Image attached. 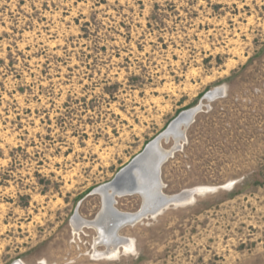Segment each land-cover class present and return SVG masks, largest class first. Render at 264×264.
<instances>
[{"label":"rangeland","instance_id":"374dc122","mask_svg":"<svg viewBox=\"0 0 264 264\" xmlns=\"http://www.w3.org/2000/svg\"><path fill=\"white\" fill-rule=\"evenodd\" d=\"M201 105L163 193L234 187L125 227L115 258L78 232L96 189ZM18 262L264 264V0H0V264Z\"/></svg>","mask_w":264,"mask_h":264},{"label":"bare ground","instance_id":"6f19581e","mask_svg":"<svg viewBox=\"0 0 264 264\" xmlns=\"http://www.w3.org/2000/svg\"><path fill=\"white\" fill-rule=\"evenodd\" d=\"M225 92H226L225 88H218L217 90L210 92L208 95L209 96L221 95L224 94ZM195 111L196 108L191 111L182 113V115L177 120V122H179L178 125L174 130L170 132V135L166 138L167 142L172 137L173 139H175V142L178 144L185 142L186 136H185V131L183 129L185 128L187 129V126L184 127L183 125L185 122L192 119V116L194 115ZM156 150L157 152L154 153L153 156L149 157V160L147 161V164L145 166L143 165L137 166L134 169V178L128 179L126 181V183H128V185L130 186L134 184L137 185L138 190L142 196L140 197L143 199L142 210L140 209L141 211L139 210L136 213H123L120 212L118 209H116L115 205L111 206L110 199L113 198L116 193L119 194V191L121 189L120 186H116L113 187L112 190H109L108 192H104L102 194V198H103V207L101 210L102 212L99 213L100 215L96 220L94 219L95 221L94 220L87 221L81 217L73 218L72 224L78 227V232H80L84 228H95L99 234V243H103L106 246L108 245V247L115 249L113 250V252L110 253V256L114 258L118 255L119 248L121 246H125V252L134 251L133 242L130 241V243H127L125 239L120 237V232L125 227L134 226L144 219H154L158 217V214L161 215L165 211V209H168V205H169L168 201H170L171 198L174 197V196H170V197L166 196L163 193L164 186L161 180V175L157 177L156 172L153 169L154 160L158 156H166L170 154L172 150L170 151L164 150L163 145L161 146L159 145ZM234 184H232L231 186L229 185L226 186L229 188L232 187ZM184 191L189 194L188 199L185 200L184 202L177 203L176 207L192 204L196 200V194H194V191L200 192L202 191V188H193ZM119 197H116L115 200ZM113 211L117 212L116 213L117 215L114 214ZM123 220L125 221L123 222ZM15 264H23V263L18 262Z\"/></svg>","mask_w":264,"mask_h":264},{"label":"water","instance_id":"95a60500","mask_svg":"<svg viewBox=\"0 0 264 264\" xmlns=\"http://www.w3.org/2000/svg\"><path fill=\"white\" fill-rule=\"evenodd\" d=\"M222 95V94H221ZM221 95H212L209 96L208 94L206 95L205 99L212 101L214 99H216L217 97L221 96ZM202 111V105L198 106L196 108V111L194 112V115L192 116V119H190L189 121L184 123V127L187 126V129L191 126V124L194 122L196 115ZM182 115V114H181ZM179 115V117L181 116ZM179 117L177 119H175L170 126L168 127V129L162 133L160 136H158L153 142H151L146 148L145 150L136 158H134L132 160V162L127 165L125 168H123L117 175L116 177L110 182L107 183L101 187H99L98 189H96L95 194H99L102 197V194L104 192H108L109 190H112L113 187L116 186H120V191L119 194H115V196L113 198L110 199V205L114 206L117 202L115 200L116 197H125V196H131V195H139L141 196L138 187L136 184L130 186L128 185V183H126V181L128 179H132L134 178V169L137 166H145L147 164V161L149 160L150 156H153L154 153L157 152V148L158 146L162 145V142H167L166 138L170 135V132L172 130H174L176 128V126L178 125L179 122H177V120L179 119ZM176 122V123H175ZM174 125V126H173ZM173 126V127H172ZM173 138V137H172ZM171 139V138H170ZM186 139V137H185ZM184 141V140H183ZM176 143V142H175ZM181 149H183V144L181 143H176L174 145V147L172 148V152L166 156H158L155 160H154V164H153V169L156 172L157 177L160 176L162 174V169L163 166L171 159L174 157V155L180 151ZM159 179V178H157ZM127 187V188H126ZM234 187V185L232 187H227V186H214V187H207V188H202V191L200 192H196L194 191V194H196V196L199 195H207V194H217L219 192H221L222 190H230ZM189 194L186 193L185 191L181 192L180 194L174 196L173 198H171L170 201H168L169 205L168 208L170 207H176L177 203L180 202H184L185 200L188 199ZM142 197V196H141ZM196 201V200H195ZM194 201V202H195ZM142 210V209H141ZM140 210V211H141ZM167 210V209H165ZM102 212V211H101ZM100 212V213H101ZM114 214H116L117 212L113 211ZM100 215V214H99ZM98 215V216H99ZM117 215V214H116ZM98 216L96 217V219L98 218ZM159 216V214H158ZM78 216L76 215L74 218H77ZM95 219V220H96ZM124 219V218H123ZM94 220V221H95ZM125 220H123L124 222ZM128 222V221H126ZM141 222V221H140ZM126 224V223H125Z\"/></svg>","mask_w":264,"mask_h":264}]
</instances>
